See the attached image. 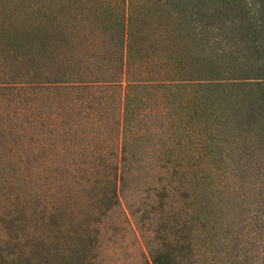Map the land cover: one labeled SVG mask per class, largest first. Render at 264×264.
Wrapping results in <instances>:
<instances>
[{
  "label": "trees",
  "instance_id": "trees-1",
  "mask_svg": "<svg viewBox=\"0 0 264 264\" xmlns=\"http://www.w3.org/2000/svg\"><path fill=\"white\" fill-rule=\"evenodd\" d=\"M0 3L40 73L0 77L33 96L0 108V264H104L127 229L148 264H264V0Z\"/></svg>",
  "mask_w": 264,
  "mask_h": 264
},
{
  "label": "rangeland",
  "instance_id": "rangeland-1",
  "mask_svg": "<svg viewBox=\"0 0 264 264\" xmlns=\"http://www.w3.org/2000/svg\"><path fill=\"white\" fill-rule=\"evenodd\" d=\"M3 4L0 3V77L5 79L3 75L6 72L7 77L9 79H11L10 77H13L12 79L14 81L35 83L40 79V73H37V67L35 66V62L39 59L36 52L38 45L35 43L38 42V40L34 37V42L32 38L29 37L26 30L27 27L36 29L34 26V18L31 19L30 16V19L28 20L25 18L26 16H22L20 21L13 23L11 21L16 15L14 12L22 13V10L17 9L16 6L10 9V11L5 10L6 5ZM16 23L18 25H16ZM35 35L38 36V34ZM57 53L59 52L57 51ZM62 57L63 55L60 56L59 60H61ZM59 65L63 68L67 67V63L59 64V61H57L56 70L54 72L56 77L62 76H58L59 72H56L57 70H61ZM16 92L17 91L13 90L5 92L0 90V108L8 107L11 111L12 109H15V111H18V109L23 110L25 108V104L33 97L29 89H26V91H18V93ZM59 109H61V106H59ZM57 113H60V110H57ZM61 140L62 137L59 136L56 143V150L57 148L61 149ZM116 144L117 142L115 141V146ZM69 155L70 152L67 151L65 158L61 156L60 152H57L54 164V174L60 175L63 170V162H67L69 165L73 162L72 157ZM69 167H71L69 176L75 175L73 166ZM58 178L59 177L57 176L56 179ZM127 228L128 227H126V229ZM107 233L108 234L105 237L104 242L106 243L105 245L108 247L109 251L105 253L103 257L104 264H148V255L137 234H135L132 230L127 229L126 233H121L122 238L120 237V233L113 235L112 230Z\"/></svg>",
  "mask_w": 264,
  "mask_h": 264
}]
</instances>
